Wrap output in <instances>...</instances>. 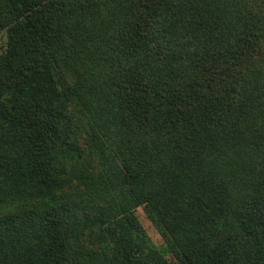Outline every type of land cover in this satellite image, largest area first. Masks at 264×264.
I'll return each instance as SVG.
<instances>
[{"label": "trees", "instance_id": "obj_1", "mask_svg": "<svg viewBox=\"0 0 264 264\" xmlns=\"http://www.w3.org/2000/svg\"><path fill=\"white\" fill-rule=\"evenodd\" d=\"M2 32L0 264H264V0H0Z\"/></svg>", "mask_w": 264, "mask_h": 264}, {"label": "rangeland", "instance_id": "obj_2", "mask_svg": "<svg viewBox=\"0 0 264 264\" xmlns=\"http://www.w3.org/2000/svg\"><path fill=\"white\" fill-rule=\"evenodd\" d=\"M7 46L8 34L6 32H2L0 33V54L6 50ZM137 214L155 246L159 249V251H163L165 247V239L161 233L160 227L154 224V222L147 216L143 207L138 208Z\"/></svg>", "mask_w": 264, "mask_h": 264}]
</instances>
